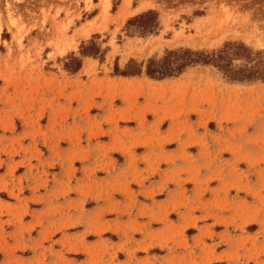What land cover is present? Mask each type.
<instances>
[{
  "label": "rangeland",
  "instance_id": "1",
  "mask_svg": "<svg viewBox=\"0 0 264 264\" xmlns=\"http://www.w3.org/2000/svg\"><path fill=\"white\" fill-rule=\"evenodd\" d=\"M80 1L0 0V264H264V81L144 73L225 44L263 68L264 0H153L144 36Z\"/></svg>",
  "mask_w": 264,
  "mask_h": 264
},
{
  "label": "trees",
  "instance_id": "2",
  "mask_svg": "<svg viewBox=\"0 0 264 264\" xmlns=\"http://www.w3.org/2000/svg\"><path fill=\"white\" fill-rule=\"evenodd\" d=\"M152 19V21H151ZM130 22H136L137 26L142 29L141 35L151 34L156 28L157 14L153 10H147L141 14L131 18ZM154 22V24H152ZM93 45V44H92ZM89 51H82L83 56L96 57L99 50L96 46H89ZM93 48V50H91ZM236 50L231 49L230 44H225L221 49L211 52H201L192 50H175L167 51L166 56L161 60L149 59L145 67V75L150 79L162 80L164 78L177 77L184 72L188 67L201 65L212 66L219 70L225 78L233 82H244L250 80L264 81V67L259 68L258 65L248 66V61L245 62V68L242 70L232 69V56H241L247 51L244 46H235ZM244 58V57H243ZM248 59V58H247ZM76 61L74 71L80 68L79 60ZM246 61V59H243ZM251 60V59H250ZM133 60H129L125 65L124 71L121 72L122 76H137L141 74L140 66H135ZM115 71H118L115 69ZM248 73V74H247Z\"/></svg>",
  "mask_w": 264,
  "mask_h": 264
},
{
  "label": "crops",
  "instance_id": "3",
  "mask_svg": "<svg viewBox=\"0 0 264 264\" xmlns=\"http://www.w3.org/2000/svg\"><path fill=\"white\" fill-rule=\"evenodd\" d=\"M85 1L87 0L80 1V7H84ZM91 2H92L91 10L81 12L82 15H84L85 13L89 14V17H86L85 20L81 23L82 25H86L87 23H92V22L98 23L100 17L102 16V12H103L102 4H101L102 0H91ZM108 2H109V6L106 12L108 13L111 19H115L113 20V22H111V27L112 29L119 28V30L121 29V27L129 17H132L133 15H137L145 11L146 9L147 10L152 9L154 5L153 0H119L116 9L112 10V0H108ZM124 6L126 7L128 16L124 21H122L121 11ZM93 33H97V30L90 31L89 35Z\"/></svg>",
  "mask_w": 264,
  "mask_h": 264
}]
</instances>
